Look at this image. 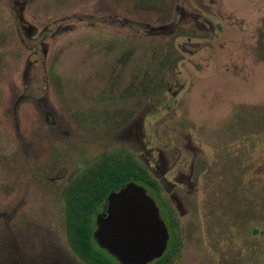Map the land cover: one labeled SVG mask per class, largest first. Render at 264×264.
I'll return each instance as SVG.
<instances>
[{"label":"rangeland","instance_id":"obj_1","mask_svg":"<svg viewBox=\"0 0 264 264\" xmlns=\"http://www.w3.org/2000/svg\"><path fill=\"white\" fill-rule=\"evenodd\" d=\"M117 149L169 264H264V0H0V264H83L63 192Z\"/></svg>","mask_w":264,"mask_h":264},{"label":"trees","instance_id":"obj_2","mask_svg":"<svg viewBox=\"0 0 264 264\" xmlns=\"http://www.w3.org/2000/svg\"><path fill=\"white\" fill-rule=\"evenodd\" d=\"M129 183L143 186L155 197H160V187L148 170L128 151L117 149L89 163L64 189L65 238L72 254L82 263L119 264L96 242L95 217L106 207L108 196ZM168 219L171 226L169 246L160 259L149 264H169L178 252L177 222L170 210Z\"/></svg>","mask_w":264,"mask_h":264},{"label":"water","instance_id":"obj_3","mask_svg":"<svg viewBox=\"0 0 264 264\" xmlns=\"http://www.w3.org/2000/svg\"><path fill=\"white\" fill-rule=\"evenodd\" d=\"M96 224V242L119 264H149L167 249V228L154 201L137 184L110 194Z\"/></svg>","mask_w":264,"mask_h":264},{"label":"flooded vegetation","instance_id":"obj_4","mask_svg":"<svg viewBox=\"0 0 264 264\" xmlns=\"http://www.w3.org/2000/svg\"><path fill=\"white\" fill-rule=\"evenodd\" d=\"M125 150V149H124ZM131 154V153H130ZM133 155V154H132ZM134 156V155H133ZM150 174V173H149ZM151 175V174H150ZM158 183V182H157ZM159 185V184H158ZM190 185V184H189ZM191 186V185H190ZM160 187V186H159ZM160 197H161V188H160ZM160 197L159 198H157L156 197V199H158V200H160ZM62 199H63V196H62ZM154 201V200H153ZM154 203H155V205L157 204L155 201H154ZM160 206L163 208V211H164V213L167 215V217H168V214H169V210L170 211H172L173 212V214L175 215V213H174V211L173 210H171L168 206H167V204L165 203V202H161V204H160ZM156 207H157V205H156ZM157 209H158V207H157ZM158 212H159V214H160V211H159V209H158ZM160 216V215H159ZM162 220V219H161ZM165 224V223H164ZM166 226V225H165ZM168 235H169V232H168ZM171 240V237H170V235H169V238H168V242ZM168 242H167V244H168ZM167 250V249H166ZM166 252V251H165ZM72 253V252H71ZM165 254V253H164ZM119 263V262H118ZM84 264V263H83Z\"/></svg>","mask_w":264,"mask_h":264}]
</instances>
